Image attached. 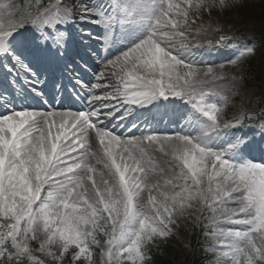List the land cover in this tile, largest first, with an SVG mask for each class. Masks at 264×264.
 Instances as JSON below:
<instances>
[{
    "label": "snow or ice",
    "instance_id": "obj_1",
    "mask_svg": "<svg viewBox=\"0 0 264 264\" xmlns=\"http://www.w3.org/2000/svg\"><path fill=\"white\" fill-rule=\"evenodd\" d=\"M239 3L0 0V264H149L181 228L264 264L255 50L212 23Z\"/></svg>",
    "mask_w": 264,
    "mask_h": 264
},
{
    "label": "rangeland",
    "instance_id": "obj_2",
    "mask_svg": "<svg viewBox=\"0 0 264 264\" xmlns=\"http://www.w3.org/2000/svg\"><path fill=\"white\" fill-rule=\"evenodd\" d=\"M207 19L205 17V20ZM217 19L224 25L225 32L234 35L241 46L248 45L255 50V54L252 57L253 60L250 63H248L249 59L244 62L246 80L242 97H238L236 103L240 104L241 100L244 99L247 109L258 112L262 106V95L264 93V47L258 46L256 50L255 45L256 37L264 33V0H240L237 7L223 16L213 13V23H216ZM218 35L219 33H215L209 39L215 41ZM222 49L225 50L224 48ZM235 49L236 45H232L230 49H226L225 53H220V50L214 51L206 58L215 63H221L232 58V52ZM226 70L232 71L233 69L231 66H227ZM249 96H251L250 100L247 99ZM232 111V109L229 110V115H231ZM180 231L181 237L177 233L180 243L171 245L172 251L169 253V257L173 260L178 258L180 260L179 264H186V258L198 249L192 244L195 234H191L184 228H181ZM201 239V237L198 238V241L200 242ZM94 256V264H102L99 249H97V253Z\"/></svg>",
    "mask_w": 264,
    "mask_h": 264
},
{
    "label": "trees",
    "instance_id": "obj_3",
    "mask_svg": "<svg viewBox=\"0 0 264 264\" xmlns=\"http://www.w3.org/2000/svg\"><path fill=\"white\" fill-rule=\"evenodd\" d=\"M179 236L181 235L180 229L177 231ZM196 235V234H195ZM193 243L197 247V251L193 255L188 256L186 264H201V261L203 259V249L201 248L200 242L197 239V236H194ZM179 244V240L177 235L168 241L167 244L161 246L160 248H153L151 250V260L149 261V264H179L180 260L176 258V260H173L169 257V253L172 251L171 245ZM95 253H97V249L95 250ZM95 256L93 257L94 263H95Z\"/></svg>",
    "mask_w": 264,
    "mask_h": 264
},
{
    "label": "bare ground",
    "instance_id": "obj_4",
    "mask_svg": "<svg viewBox=\"0 0 264 264\" xmlns=\"http://www.w3.org/2000/svg\"><path fill=\"white\" fill-rule=\"evenodd\" d=\"M212 23H213V21H212ZM213 24H215V23H213ZM215 34V33H214ZM213 35V34H212ZM211 35V36H212ZM210 37V36H209ZM209 37H208V39H209ZM220 52H222V53H225L226 52V49L225 50H223L222 48L220 49Z\"/></svg>",
    "mask_w": 264,
    "mask_h": 264
}]
</instances>
